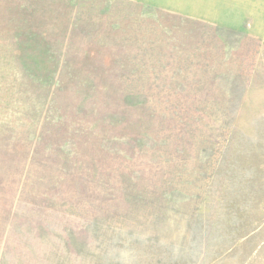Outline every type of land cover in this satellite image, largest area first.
<instances>
[{"label": "rangeland", "instance_id": "374dc122", "mask_svg": "<svg viewBox=\"0 0 264 264\" xmlns=\"http://www.w3.org/2000/svg\"><path fill=\"white\" fill-rule=\"evenodd\" d=\"M0 264H264V41L130 0H0Z\"/></svg>", "mask_w": 264, "mask_h": 264}, {"label": "crops", "instance_id": "0c3cea01", "mask_svg": "<svg viewBox=\"0 0 264 264\" xmlns=\"http://www.w3.org/2000/svg\"><path fill=\"white\" fill-rule=\"evenodd\" d=\"M135 3H143L151 5L158 10L174 11L184 16L191 17L193 19L210 23L213 25L229 27L237 31H242L248 35L259 38L264 41V10H259V13L252 14L244 9H238L237 15L229 17L223 14L220 9L219 12L206 13L202 10H190L183 7L180 4H176L175 0H130Z\"/></svg>", "mask_w": 264, "mask_h": 264}]
</instances>
